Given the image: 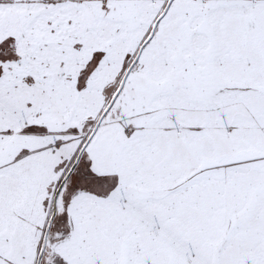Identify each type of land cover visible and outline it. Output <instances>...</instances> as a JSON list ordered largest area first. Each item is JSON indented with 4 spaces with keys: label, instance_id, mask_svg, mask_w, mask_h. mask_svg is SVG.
Returning <instances> with one entry per match:
<instances>
[{
    "label": "snow or ice",
    "instance_id": "1",
    "mask_svg": "<svg viewBox=\"0 0 264 264\" xmlns=\"http://www.w3.org/2000/svg\"><path fill=\"white\" fill-rule=\"evenodd\" d=\"M0 264H264V0H0Z\"/></svg>",
    "mask_w": 264,
    "mask_h": 264
}]
</instances>
